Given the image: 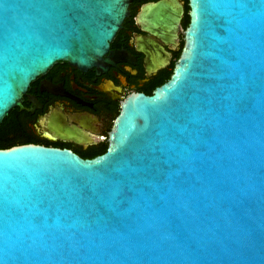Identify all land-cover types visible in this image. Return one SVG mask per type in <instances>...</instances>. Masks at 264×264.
<instances>
[{
    "label": "water",
    "instance_id": "95a60500",
    "mask_svg": "<svg viewBox=\"0 0 264 264\" xmlns=\"http://www.w3.org/2000/svg\"><path fill=\"white\" fill-rule=\"evenodd\" d=\"M131 2L0 0V124L53 64L98 65ZM189 7L168 82L124 102L104 154L0 149V264H264V0ZM182 13L135 21L171 39Z\"/></svg>",
    "mask_w": 264,
    "mask_h": 264
},
{
    "label": "flooded vegetation",
    "instance_id": "af4514ba",
    "mask_svg": "<svg viewBox=\"0 0 264 264\" xmlns=\"http://www.w3.org/2000/svg\"><path fill=\"white\" fill-rule=\"evenodd\" d=\"M158 1L164 0H132L130 18L122 22L98 65L79 68L57 62L33 80L20 105L3 119L13 117L19 129L17 136L7 134L9 142L67 150L83 160L104 154L124 102L133 94L150 96L168 82L184 48L189 0H175L183 13L171 39L143 32L135 21L143 4Z\"/></svg>",
    "mask_w": 264,
    "mask_h": 264
},
{
    "label": "trees",
    "instance_id": "16d2710c",
    "mask_svg": "<svg viewBox=\"0 0 264 264\" xmlns=\"http://www.w3.org/2000/svg\"><path fill=\"white\" fill-rule=\"evenodd\" d=\"M13 117H9L8 119L3 120L0 126V149H7L14 145V142H9L7 134L11 132V134L17 136L19 129L17 128L16 123H13ZM13 127V128H12Z\"/></svg>",
    "mask_w": 264,
    "mask_h": 264
}]
</instances>
